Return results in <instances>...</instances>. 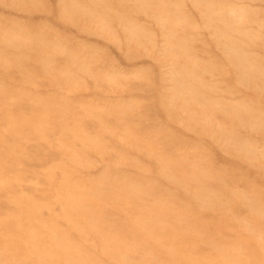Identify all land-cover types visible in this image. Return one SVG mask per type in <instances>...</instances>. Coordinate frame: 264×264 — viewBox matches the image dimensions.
Masks as SVG:
<instances>
[{"label": "rangeland", "instance_id": "rangeland-1", "mask_svg": "<svg viewBox=\"0 0 264 264\" xmlns=\"http://www.w3.org/2000/svg\"><path fill=\"white\" fill-rule=\"evenodd\" d=\"M150 215L264 264V0H0V264H145Z\"/></svg>", "mask_w": 264, "mask_h": 264}, {"label": "bare ground", "instance_id": "bare-ground-1", "mask_svg": "<svg viewBox=\"0 0 264 264\" xmlns=\"http://www.w3.org/2000/svg\"><path fill=\"white\" fill-rule=\"evenodd\" d=\"M137 145V144H136ZM129 193V192H128ZM74 203H77V206L80 208H86L89 203H92L90 197L81 196ZM124 222V221H123ZM136 222V223H135ZM129 221L128 224L131 223L132 227L130 228V232L132 233V242L136 243L138 239H146L151 245V247L145 250L146 253V263L145 264H189L185 257L182 255H176L172 250L163 249L164 242H174L177 240L186 241L187 234H180V232H175L173 235L167 236L165 239H160L156 237L159 233H164L167 228V223H164V219H160L158 217H154L150 215L149 219H145L142 221ZM105 226V225H104ZM112 231L113 228H110ZM109 229V230H110ZM105 230V229H104ZM128 230V227H121V235L124 234ZM117 231L120 232V228H117ZM190 231V230H189ZM130 236V235H129ZM146 242V241H145ZM28 247V246H27ZM123 249L121 247L110 248L109 246L104 247L99 251H92L93 253L99 254L101 257L99 263L97 264H114L118 261V255L122 253ZM180 256V257H179ZM119 264H125L122 261H118ZM55 264H93L88 259L87 256H80L78 258H68L66 261L61 263L57 262Z\"/></svg>", "mask_w": 264, "mask_h": 264}]
</instances>
